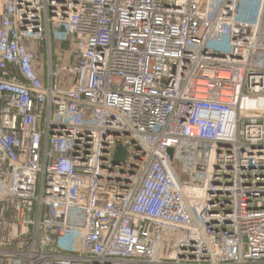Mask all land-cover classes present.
I'll return each instance as SVG.
<instances>
[{"label":"built area","instance_id":"built-area-1","mask_svg":"<svg viewBox=\"0 0 264 264\" xmlns=\"http://www.w3.org/2000/svg\"><path fill=\"white\" fill-rule=\"evenodd\" d=\"M0 264H264V0H0Z\"/></svg>","mask_w":264,"mask_h":264},{"label":"water","instance_id":"water-1","mask_svg":"<svg viewBox=\"0 0 264 264\" xmlns=\"http://www.w3.org/2000/svg\"><path fill=\"white\" fill-rule=\"evenodd\" d=\"M170 153H172V150H170ZM125 159V149L122 146L117 147V153H116V161L122 162Z\"/></svg>","mask_w":264,"mask_h":264},{"label":"rangeland","instance_id":"rangeland-1","mask_svg":"<svg viewBox=\"0 0 264 264\" xmlns=\"http://www.w3.org/2000/svg\"><path fill=\"white\" fill-rule=\"evenodd\" d=\"M56 45H57L58 47L65 46L64 44H61V43H56ZM178 178L181 179L180 177H178Z\"/></svg>","mask_w":264,"mask_h":264}]
</instances>
